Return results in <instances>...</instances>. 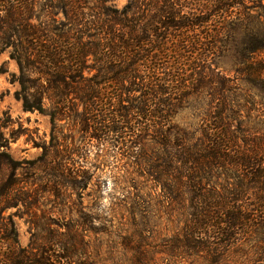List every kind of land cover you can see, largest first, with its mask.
I'll use <instances>...</instances> for the list:
<instances>
[{
    "label": "trees",
    "instance_id": "16d2710c",
    "mask_svg": "<svg viewBox=\"0 0 264 264\" xmlns=\"http://www.w3.org/2000/svg\"><path fill=\"white\" fill-rule=\"evenodd\" d=\"M109 1L0 0V53L16 65L14 98L52 126L68 118L86 132L127 130L135 148L153 134L165 149L159 168L174 173L163 190L188 198L185 246L216 256L264 228V0ZM230 49L232 78L214 69ZM201 92L210 109L194 142L170 119ZM3 155L0 171H14ZM39 160L48 163L43 152ZM215 171L232 182L220 192L206 181ZM17 188L13 174L0 177L1 216L31 205L12 195ZM1 216L0 264H73V234L48 231L21 248Z\"/></svg>",
    "mask_w": 264,
    "mask_h": 264
},
{
    "label": "rangeland",
    "instance_id": "374dc122",
    "mask_svg": "<svg viewBox=\"0 0 264 264\" xmlns=\"http://www.w3.org/2000/svg\"><path fill=\"white\" fill-rule=\"evenodd\" d=\"M127 1L109 3L120 8ZM232 51L214 64L215 72L229 78L237 67ZM16 72L7 51L0 53V162L7 154L17 164L14 171L3 166L0 177L13 174L19 188L12 195L31 203L0 216L13 222L21 248L49 231L65 239L73 234V264H264V228L238 237L216 256L201 245L198 250L185 246L188 198L163 190L174 173L159 168L165 149L152 142L153 134L135 148L126 142L127 130L86 132L68 118L52 126L46 115L22 111L14 98L18 86L9 83ZM209 109V97L201 92L187 97L170 122L196 142ZM170 133L173 140L175 131ZM42 152L46 164L39 160ZM206 179L218 192L232 183L222 181L219 171ZM199 238L204 242L206 236Z\"/></svg>",
    "mask_w": 264,
    "mask_h": 264
}]
</instances>
